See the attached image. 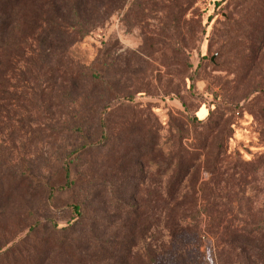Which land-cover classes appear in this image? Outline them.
Returning <instances> with one entry per match:
<instances>
[{"label": "rangeland", "instance_id": "rangeland-1", "mask_svg": "<svg viewBox=\"0 0 264 264\" xmlns=\"http://www.w3.org/2000/svg\"><path fill=\"white\" fill-rule=\"evenodd\" d=\"M27 2L16 16L25 17ZM84 13L103 19L85 38L69 32L66 43L39 37L23 45L17 30L0 37V160L28 163L34 176L63 186L62 162L83 145L65 132L69 117L91 112L87 133L98 144L96 118L110 106L108 141L72 158L76 186L50 203L39 187L40 196L21 191L0 204V264H77L46 259L50 227L73 225L74 204L100 217L103 240L118 242L125 220L92 184L111 181L119 160L133 179L114 189L158 212L136 260L149 253L154 264H264L225 236L227 225L264 221V0H91ZM91 65L103 89L71 85ZM194 154L199 171L170 197L174 167L164 172L148 158L164 166ZM174 209L187 228L176 240L166 229Z\"/></svg>", "mask_w": 264, "mask_h": 264}, {"label": "trees", "instance_id": "trees-1", "mask_svg": "<svg viewBox=\"0 0 264 264\" xmlns=\"http://www.w3.org/2000/svg\"><path fill=\"white\" fill-rule=\"evenodd\" d=\"M23 1L0 0V37L2 39L17 30L20 32L18 34L19 41L23 45L25 41H29V39L36 40L39 37L49 39L55 43H66L70 39L69 32L85 38L103 21V19L89 17L84 13L87 4L91 0H26L28 2L25 4V17L16 16ZM22 11L24 10L22 9ZM72 84L96 90L98 88L103 89L106 83L101 76V71L99 72L95 65H91L90 67L80 68L76 79L71 80ZM87 92L85 91V93ZM1 93L7 94V83L2 80L0 81ZM87 97L86 94L83 99V105L86 103ZM129 101L132 102L133 100L129 99ZM109 108V105L104 106L96 118V123L101 132L98 144H93L89 133H87L89 126L95 122V118L91 112L85 110L80 113L81 116H76L75 119L74 116L69 117V127L65 132L69 136H78L83 145L69 154L66 160L62 162L64 172L63 186L52 185L51 181L49 182L37 175L34 176L28 171V163H25L23 168L17 169L9 161L0 160V167H2V169L0 168V204L7 201L10 202L14 195L21 191L28 192L29 194H34L37 191V194L40 196L39 187L45 191L47 201L50 203L57 190H70L76 186L71 168L73 163L72 158L80 156L97 146H103L108 141V134H106L108 122L106 117L108 116ZM145 156L146 153H143L142 157ZM197 157L198 155L194 154L189 158H179L176 163H174V159H169L164 166L161 165L163 158L148 159L155 164L157 163L159 170H163L166 167V171H168L174 167L175 176L171 182L172 186L169 193L170 197L174 198L190 173H197L199 171V167L196 164ZM125 164L126 162L119 160L113 166L111 181L105 178L101 181L94 179L92 184L93 187L98 186L102 188L103 193L98 194L100 197L106 194V197L102 201L104 203L107 202L110 209L116 212L122 220H125L120 231L121 238H119V241L114 244L103 240L101 238L102 229L99 228L102 223L100 217L91 218L87 214L84 215L82 205L74 204L71 206V209L76 213L73 225L61 229L55 224L50 227L52 228V237L49 239L51 242L48 245L47 251H51L48 253L46 259H49V256L54 253L77 264H94L98 261L118 259L128 263L136 260V253L139 254L140 252V244L147 238V235L158 221L156 219L158 218V212L156 210H149L146 205H136L132 201V198H127L124 194L122 195L114 189L113 182L120 187L123 183H128L133 179L132 177L125 179ZM207 165L208 167L210 166L209 163ZM136 179L139 180L136 181L139 185H142L145 180L144 177ZM168 216L166 229L172 239L176 240L179 237H183L187 228L184 229L181 225V215L174 209V211H170ZM39 224L40 222H37L35 226H39ZM244 226L246 227L245 229H237L233 228V224L227 225L225 236L229 239V243L232 246H241V250L250 248L251 251L257 253V258L264 262V221L260 220L257 223L246 222ZM136 261L140 264H154V258L149 253L144 254V258H139Z\"/></svg>", "mask_w": 264, "mask_h": 264}]
</instances>
